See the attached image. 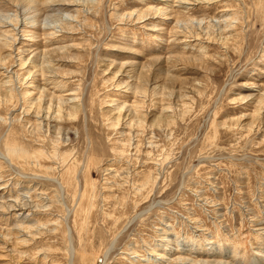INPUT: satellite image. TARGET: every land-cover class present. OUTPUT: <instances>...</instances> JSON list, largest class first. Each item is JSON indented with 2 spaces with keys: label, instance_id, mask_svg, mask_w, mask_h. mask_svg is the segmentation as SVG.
Masks as SVG:
<instances>
[{
  "label": "rangeland",
  "instance_id": "374dc122",
  "mask_svg": "<svg viewBox=\"0 0 264 264\" xmlns=\"http://www.w3.org/2000/svg\"><path fill=\"white\" fill-rule=\"evenodd\" d=\"M0 264H264V0H0Z\"/></svg>",
  "mask_w": 264,
  "mask_h": 264
}]
</instances>
